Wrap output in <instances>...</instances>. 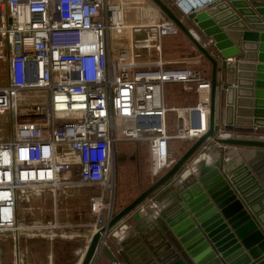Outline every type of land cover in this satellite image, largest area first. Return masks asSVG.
I'll list each match as a JSON object with an SVG mask.
<instances>
[{"label": "built area", "instance_id": "1", "mask_svg": "<svg viewBox=\"0 0 264 264\" xmlns=\"http://www.w3.org/2000/svg\"><path fill=\"white\" fill-rule=\"evenodd\" d=\"M203 1L176 5L185 16ZM129 2L0 0V115L11 119V134L0 138V233L15 239L17 203L38 186L107 184L119 141L146 140L156 174L171 164L172 140L192 141L208 129L210 70L167 65L162 39L178 24L161 8L158 17L128 19ZM167 83L194 90L195 102L167 104ZM199 151L184 172L205 156ZM90 208L96 230L114 212L101 195L91 196Z\"/></svg>", "mask_w": 264, "mask_h": 264}, {"label": "water", "instance_id": "2", "mask_svg": "<svg viewBox=\"0 0 264 264\" xmlns=\"http://www.w3.org/2000/svg\"><path fill=\"white\" fill-rule=\"evenodd\" d=\"M153 1L210 62L209 126L162 174L93 232L80 264H93L100 251H106L101 242L109 230L167 181L184 173L186 163L208 138L219 144L250 146L252 152L244 163L232 168L223 162L225 149L212 164L203 160L195 176L190 174L175 185L170 204L135 227L146 246L135 245L136 239L130 256L144 252L142 264H264V232L252 207L255 199L264 197V135L235 132H251L254 125L264 127V0H207L194 7L185 16L196 23L205 40L167 3ZM231 57L233 60L228 59ZM220 65L229 75L226 84L221 83L225 90L222 126L218 112L222 85L217 83ZM219 128L231 135H218ZM256 185L261 194L254 197L259 190ZM255 231L258 236L250 240L249 234Z\"/></svg>", "mask_w": 264, "mask_h": 264}, {"label": "crops", "instance_id": "3", "mask_svg": "<svg viewBox=\"0 0 264 264\" xmlns=\"http://www.w3.org/2000/svg\"><path fill=\"white\" fill-rule=\"evenodd\" d=\"M179 16L188 27L193 28L198 34H200L201 38L207 39L206 37H203L204 35L202 36V31L196 26V23L192 19L182 16L180 13ZM257 42H259V40H257ZM210 49L213 50L212 46ZM231 59L233 60V57ZM165 61L167 65L171 66L182 64L173 62V60H169L167 58ZM255 62L258 61L256 60ZM219 75L221 83L225 84L229 75L222 65H220L219 68ZM177 85L185 91L184 93H186L187 96H190V98L186 100L185 95L183 99L184 102L178 105L194 103V90L184 88L181 83L173 84V88ZM172 90L168 93L166 92V100L168 97L170 98ZM223 103L220 101L218 108L221 126L223 123V120L221 119V109L224 106ZM169 105L177 104L170 103ZM262 128L264 127L254 125V129L251 132H244L240 130L235 132L239 134H258L262 136V134L264 135V129ZM145 143L147 145L146 140ZM206 144L207 147H202L200 149L201 152L205 151V156L199 157L200 154H196V158H199L195 161V163L192 164L189 162L187 164L189 172L186 171L182 174L176 175L174 179L167 181L161 188L150 196L152 200L148 199L145 201L146 207L144 211L140 212L138 208H135L134 211L127 214L109 230V233L106 236V243L103 244L106 251H100L93 264H111L114 260L119 261L120 264H136L135 261L142 264L143 261H145V257H143L144 252H141L140 256H130V254H133L132 249L136 239L138 241L135 245L139 242L142 246L145 245L142 237L139 235V232L135 229V227H137L139 223L144 220V218H153L162 208L170 204L176 195L175 185L178 187L180 184L179 182L188 178L190 174L195 176L199 172V167L203 165V163L208 165L212 164L215 159L220 156L219 151L221 149L227 150L224 155L223 162L228 164L229 168H232L244 163L250 156L249 153L252 152L253 148L244 145L219 144L213 140H208ZM172 149L173 148H171V151ZM225 174L226 176H229L227 173ZM98 185L99 189L97 192L89 191V186H91V184L59 186L55 190L46 186H38L34 188L28 196L22 197L18 201L16 208L17 220L22 227L16 232L15 239H12L8 233H3L5 236H9L10 239L14 241L15 264H80L90 241V237L93 232L96 231V228L92 225V223L94 222L97 213L92 211L90 208V198L93 195H101L105 200L109 189L108 183ZM147 185L148 183L146 185L142 184V186L138 187V190L131 195L134 197ZM258 186L260 185H256V187ZM260 191V189L254 191L255 193H253L252 196L255 197L257 193H260ZM152 201H154V205H152ZM122 204L124 206V202H122ZM252 207L257 210L253 217L257 221V225L264 232V197L255 199L252 203ZM120 208L121 207H119V209ZM137 214L140 216L139 218L137 217ZM101 215H106V209L102 210ZM34 222H50V225L38 228L24 226L25 224H32ZM248 228H250V224H248ZM113 229L117 230L115 234L111 233V230ZM245 230H247V228ZM141 231L144 232V230ZM249 236L250 240H252L258 236V233L255 231L252 234L250 233ZM0 248V252H3L4 248ZM243 254L246 253L244 252ZM132 258H135L136 260L133 261Z\"/></svg>", "mask_w": 264, "mask_h": 264}, {"label": "rangeland", "instance_id": "4", "mask_svg": "<svg viewBox=\"0 0 264 264\" xmlns=\"http://www.w3.org/2000/svg\"><path fill=\"white\" fill-rule=\"evenodd\" d=\"M126 7V18L134 19L133 15H136L137 21H145L147 16L142 18L146 13H151L152 17H158L161 12L160 7L153 0H130ZM174 8H177L178 0H166ZM182 0H179V2ZM151 2V3H150ZM139 9L144 13L139 14ZM148 15V14H147ZM135 20V19H134ZM198 38L201 39L200 34ZM154 55V54H153ZM162 55L163 58L173 60V62L184 63L198 68H205L210 70V62L197 48V46L188 38V36L181 30L177 34L166 35L162 39ZM174 64V63H173ZM220 68V67H219ZM218 82L221 81L218 79ZM175 83H167L165 85V94L170 92L172 94L170 98L166 100L168 104H180L184 102L185 91L180 88L179 85L173 88ZM226 84V83H225ZM220 101H224V88L221 84ZM190 96L186 95V100ZM9 114L0 115V138L9 137L11 134V119ZM191 140L174 139L171 142L172 153L170 157L171 163L189 146ZM124 156V158H123ZM115 159L113 161V169L110 179L108 181V192L105 198L106 203H111L113 211L122 207V202L127 203L133 196L131 195L142 184L146 185L155 180L160 174H162L168 167L164 168L160 172L153 174L151 169V159L147 149L145 140H124L119 141L115 149ZM121 158V159H120ZM90 192H97L99 185L97 183L89 186ZM138 193V192H137ZM132 196V197H131ZM122 205V206H121ZM116 209V210H114ZM14 242L9 236L0 233V247L4 248L3 252H0V264H15L14 255Z\"/></svg>", "mask_w": 264, "mask_h": 264}, {"label": "trees", "instance_id": "5", "mask_svg": "<svg viewBox=\"0 0 264 264\" xmlns=\"http://www.w3.org/2000/svg\"><path fill=\"white\" fill-rule=\"evenodd\" d=\"M165 3H167L168 4V6L172 9V11L175 13V14H177L178 16H179V10L177 9V8H174L171 4H169V2L168 1H166V0H163ZM208 48H209V46H208ZM210 49V48H209ZM211 50V49H210ZM218 79L221 81V79H220V75H219V67H218V74H217V83L218 84H221L220 82H218ZM205 143H207V141L206 142H204V144Z\"/></svg>", "mask_w": 264, "mask_h": 264}, {"label": "flooded vegetation", "instance_id": "6", "mask_svg": "<svg viewBox=\"0 0 264 264\" xmlns=\"http://www.w3.org/2000/svg\"><path fill=\"white\" fill-rule=\"evenodd\" d=\"M116 157H115V152L112 154V159H113V161H114V159H115ZM123 158H124V156H123ZM121 159V158H120Z\"/></svg>", "mask_w": 264, "mask_h": 264}, {"label": "bare ground", "instance_id": "7", "mask_svg": "<svg viewBox=\"0 0 264 264\" xmlns=\"http://www.w3.org/2000/svg\"><path fill=\"white\" fill-rule=\"evenodd\" d=\"M198 37V36H197Z\"/></svg>", "mask_w": 264, "mask_h": 264}]
</instances>
